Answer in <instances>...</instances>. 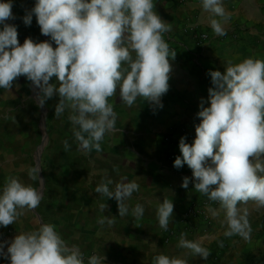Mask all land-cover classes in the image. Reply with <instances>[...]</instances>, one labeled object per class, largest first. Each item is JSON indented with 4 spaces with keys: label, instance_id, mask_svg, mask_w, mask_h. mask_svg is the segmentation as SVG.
Segmentation results:
<instances>
[{
    "label": "clouds",
    "instance_id": "clouds-1",
    "mask_svg": "<svg viewBox=\"0 0 264 264\" xmlns=\"http://www.w3.org/2000/svg\"><path fill=\"white\" fill-rule=\"evenodd\" d=\"M200 6L210 14L213 32L226 35L231 14L223 0H200ZM12 7V0H0V89L11 92L17 78L24 76L39 90V107L58 96L55 116L68 112L78 150L100 152L105 136L115 131L117 113L109 99L117 94L129 108L138 98L163 107L170 60L177 52L164 39L172 25L157 14L153 0H35L23 22L30 26L34 15L41 34L50 40L26 38L23 44L18 41L17 27L7 23L15 19ZM207 75L212 85L207 90L209 106L202 99L194 141L189 144L186 137L180 138L181 155L173 166L179 169L187 164L194 190L218 203L219 210H213V215L223 212V235L248 241L252 232L248 205L251 202L255 210L264 209V60L228 61L223 72L209 70ZM63 146L70 148L67 140ZM40 171L38 166L30 167L27 175L42 183ZM189 183L190 178L184 177L181 187L187 189ZM137 191L135 181L111 178L102 179L95 188L101 197L115 199L119 217L129 214L126 202ZM42 199L37 187L16 176L6 177L0 189V226L16 223ZM107 207L99 204L102 212ZM144 211L138 203L131 215L139 220ZM173 212L172 200L164 198L158 203L156 219L162 230H168ZM98 223L111 226L114 218L102 217ZM186 235L181 233L176 245L187 250L185 256L161 253L153 264H188L189 254L206 261L211 253L203 240H189ZM0 256L9 264H85L80 247L66 243L51 223L0 242ZM105 260L103 254L93 253L87 264H105Z\"/></svg>",
    "mask_w": 264,
    "mask_h": 264
},
{
    "label": "crops",
    "instance_id": "crops-1",
    "mask_svg": "<svg viewBox=\"0 0 264 264\" xmlns=\"http://www.w3.org/2000/svg\"><path fill=\"white\" fill-rule=\"evenodd\" d=\"M153 3L161 19L171 23L170 33L178 41L177 55L170 60L169 90L161 98L163 107L138 98L129 108L120 102L118 94L110 98L109 103L117 113L116 129L105 136L100 152L93 150L85 154L78 150L67 111L49 119V114L55 116L58 96L39 107V90L24 76L17 78L11 92L0 89V189L8 176H16L36 187L40 181H32L27 175L28 169L38 166L41 169L38 175L42 178L43 162L49 161L39 187L42 194L45 189L48 191L40 205L26 211L16 223L0 226V233L8 227L15 230L13 237L0 234V242H10L19 232L51 223L69 245H78L90 256L93 253L106 256L105 264H153V258L161 253L170 257L185 256L187 250L176 247L181 233H186L189 240H203V246L211 253L206 261L189 254L188 264H250L246 255L264 257V218L260 217L264 209L255 210L251 202L248 207L252 232L248 241L223 235L224 214L219 211V215H213L219 205L210 211L212 223L208 229L193 220L189 224L183 220L184 213L195 201L209 199L194 190L192 170L187 164L179 169L173 166L169 154L176 149L180 156L179 144L166 140L175 134L176 142L181 137H186L189 144L194 141L202 99L204 106H209L207 90L212 86L207 75L209 70L223 72L228 61L239 63L247 57L264 60V31L248 30L237 37L232 35L238 33L233 30L236 24L255 25L258 0H223L226 12L231 14L224 36L213 32L209 26L210 14L202 10L200 0H153ZM12 4L15 19L7 23L17 27L21 44L26 38L36 42L50 40L41 34L34 15L30 26L23 22V16L35 5V0H12ZM192 26L210 32L213 42L209 47H198L184 40V29ZM53 47H56L54 42ZM48 119L54 120L50 127L56 129L51 136L47 134ZM65 140L69 150L64 149ZM184 177L190 178L187 189L181 187ZM106 178L139 184V191L126 202L129 214L125 217H119L115 199L103 198L95 192L96 186ZM164 198L174 204L167 231L159 227L156 219V207ZM100 203L108 206L103 212L99 209ZM138 203L145 211L136 220L131 209ZM102 217L114 218V223L102 226L98 223ZM170 230L176 231L174 235L168 234Z\"/></svg>",
    "mask_w": 264,
    "mask_h": 264
},
{
    "label": "built area",
    "instance_id": "built-area-1",
    "mask_svg": "<svg viewBox=\"0 0 264 264\" xmlns=\"http://www.w3.org/2000/svg\"><path fill=\"white\" fill-rule=\"evenodd\" d=\"M183 34H184L183 35L184 40H186L187 42H192L198 47H209L213 42L210 32L206 29H203L197 26H192V27L184 29ZM232 35L234 37H237L239 34L235 33ZM164 39L169 44L170 50L175 51L176 45L178 43L176 36L172 35L171 33H167L164 35ZM175 138H176L175 134H172V135L167 136L166 140L170 144L172 143L179 144V142H176ZM178 154H179V151L174 149L173 151L170 152L169 159L174 162ZM214 206H218V203L210 201V200H206L204 202L195 201L189 207V209L184 213L183 220L187 224H189V222H192L193 220L195 221V223H199L200 227H204L205 229H208L212 223L210 211ZM196 228H197V224H196ZM184 229H186V227H184ZM175 232H176L175 230H170L168 234L174 235Z\"/></svg>",
    "mask_w": 264,
    "mask_h": 264
},
{
    "label": "rangeland",
    "instance_id": "rangeland-1",
    "mask_svg": "<svg viewBox=\"0 0 264 264\" xmlns=\"http://www.w3.org/2000/svg\"><path fill=\"white\" fill-rule=\"evenodd\" d=\"M258 4H259V8H258V12H257V22L255 23V25L247 26L246 24H242V23L236 24L235 25V29H233L234 32L236 31L240 35V32H247L248 30L264 31V0H258ZM49 116H50L49 119H53V117L56 118V116L51 115V114H49ZM49 119L47 120L48 121V125H49V127L47 129V134L49 136H51V135H54L56 133V129L54 130L53 126L50 127V123L52 121H54V120L50 121ZM48 163H49V161H47V160H45L43 162L42 179H44V177H45L44 170L46 168H48ZM52 163H53V161H52ZM47 183H48V180H47ZM36 187L39 189L40 182L36 185ZM47 191H48V189H45L44 193L46 194ZM44 193H43V196L45 195ZM260 217L262 219L264 218V210L261 212ZM0 234H4L5 236H8V237H13V234H15V230L12 227L4 228V230H2ZM82 252L84 253L85 262H87L88 257H90V255H89V253L87 251H82ZM0 264H9V261L6 258L3 257L2 259H0Z\"/></svg>",
    "mask_w": 264,
    "mask_h": 264
},
{
    "label": "trees",
    "instance_id": "trees-1",
    "mask_svg": "<svg viewBox=\"0 0 264 264\" xmlns=\"http://www.w3.org/2000/svg\"><path fill=\"white\" fill-rule=\"evenodd\" d=\"M246 260L250 264H264V257H256L252 254L246 255Z\"/></svg>",
    "mask_w": 264,
    "mask_h": 264
}]
</instances>
